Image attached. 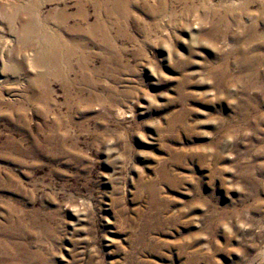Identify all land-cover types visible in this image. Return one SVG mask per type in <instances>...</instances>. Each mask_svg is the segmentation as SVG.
Instances as JSON below:
<instances>
[{
  "label": "rangeland",
  "instance_id": "rangeland-1",
  "mask_svg": "<svg viewBox=\"0 0 264 264\" xmlns=\"http://www.w3.org/2000/svg\"><path fill=\"white\" fill-rule=\"evenodd\" d=\"M0 80L1 264H264V0H0Z\"/></svg>",
  "mask_w": 264,
  "mask_h": 264
},
{
  "label": "bare ground",
  "instance_id": "bare-ground-1",
  "mask_svg": "<svg viewBox=\"0 0 264 264\" xmlns=\"http://www.w3.org/2000/svg\"><path fill=\"white\" fill-rule=\"evenodd\" d=\"M23 31V30H22ZM21 31V33H23V36H22V38H24V34L26 35V33H25V30L22 32ZM43 39H44V41H45V45L48 47V49L50 50V52H52V53H54V51H55V43H53L52 42V40H49L48 38H45V37H43ZM57 44V43H56ZM47 49V48H46ZM52 55H55V54H52ZM44 60H43V58H36L35 59V61H34V63H35V65H38V64H42V62H43ZM35 79V78H34ZM1 81V80H0ZM35 82V81H34ZM4 86V85H3ZM3 250V249H2ZM6 250V249H5ZM4 252V251H3ZM6 252V251H5ZM6 253H9L8 251L6 252ZM2 254V253H1ZM2 256V255H1ZM8 256V255H7ZM6 258V257H5ZM8 258H10V257H8ZM10 261V260H9ZM10 263V262H9ZM1 264V263H0ZM8 264V263H7Z\"/></svg>",
  "mask_w": 264,
  "mask_h": 264
}]
</instances>
